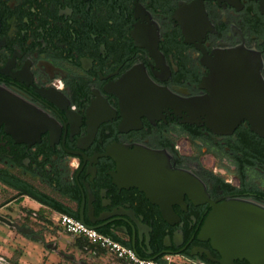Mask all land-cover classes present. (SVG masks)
<instances>
[{
  "label": "flooded vegetation",
  "instance_id": "obj_1",
  "mask_svg": "<svg viewBox=\"0 0 264 264\" xmlns=\"http://www.w3.org/2000/svg\"><path fill=\"white\" fill-rule=\"evenodd\" d=\"M196 5L0 0L1 228L43 244L29 221L52 228L59 205L141 257L219 264L198 239L210 215L218 230L234 214L264 222V136L237 119L245 81L215 64L252 53L264 83V16L254 0ZM27 109L44 119L38 136L18 112L7 118ZM188 175L197 205L182 189ZM11 254L0 249V264H22Z\"/></svg>",
  "mask_w": 264,
  "mask_h": 264
},
{
  "label": "water",
  "instance_id": "obj_2",
  "mask_svg": "<svg viewBox=\"0 0 264 264\" xmlns=\"http://www.w3.org/2000/svg\"><path fill=\"white\" fill-rule=\"evenodd\" d=\"M205 0H196L199 10L202 11V2ZM218 2H229L231 0H214ZM237 1V0H236ZM259 4V12L264 16V0H254ZM223 59L215 64L217 66H229L230 72L236 75L240 74L239 81H245L246 88V103L240 110L236 107L235 113L237 119L249 120L251 129L259 136H264V83L259 76L260 63L257 57L252 53H247L243 50L237 49L227 53L219 54ZM248 75H245L247 74ZM17 112L22 115L25 120V125L28 129L39 128L38 136L42 133V119L31 110L14 111L10 110L7 113L8 120L15 122L17 119ZM182 189L186 192L189 200L194 204L202 203L199 196L200 185L196 179L188 175L183 177ZM163 221L168 226H174L175 215L171 209H159ZM229 223L226 227L218 230L215 226V219L210 215L202 226L199 234V240H210L211 246L220 255L219 264H234L235 261H246L249 264H264V222L251 221L246 215H231ZM4 221L3 219H0ZM78 222L84 226L97 230V227H90L84 221L82 216L77 218ZM30 233V230L24 232ZM47 249L55 250V246L48 245ZM136 253V252H135ZM137 254V253H136ZM145 257L148 259L156 260L157 257L149 258V253L145 252ZM83 264V263H81Z\"/></svg>",
  "mask_w": 264,
  "mask_h": 264
},
{
  "label": "rangeland",
  "instance_id": "obj_3",
  "mask_svg": "<svg viewBox=\"0 0 264 264\" xmlns=\"http://www.w3.org/2000/svg\"><path fill=\"white\" fill-rule=\"evenodd\" d=\"M26 210H36V204L27 201ZM32 229L41 232L44 243L32 244L31 241H25L15 233H9L7 229L0 227V249L12 251L11 259L18 261V258L25 256L30 264H126L116 260L108 254H98L88 250H78L73 246V241L59 232L57 229L45 226L44 224L29 221ZM44 244H53L57 246V251L62 252L69 258L57 255L55 252L49 251ZM19 246V248H17ZM17 248V249H15ZM22 254V255H21ZM178 264H185L175 259Z\"/></svg>",
  "mask_w": 264,
  "mask_h": 264
},
{
  "label": "built area",
  "instance_id": "obj_4",
  "mask_svg": "<svg viewBox=\"0 0 264 264\" xmlns=\"http://www.w3.org/2000/svg\"><path fill=\"white\" fill-rule=\"evenodd\" d=\"M58 226L67 235L80 237L84 239L90 246L96 248L106 254L112 256L118 261L126 264H174L171 257L167 256L161 260H152L141 257L131 248L122 246L119 242L114 241L110 237L99 233L97 230L90 229L77 219L60 214L58 217Z\"/></svg>",
  "mask_w": 264,
  "mask_h": 264
},
{
  "label": "crops",
  "instance_id": "obj_5",
  "mask_svg": "<svg viewBox=\"0 0 264 264\" xmlns=\"http://www.w3.org/2000/svg\"><path fill=\"white\" fill-rule=\"evenodd\" d=\"M55 220H57V215L55 216V219L53 220H50L51 221V226L52 228L54 229H57L59 232H61L62 234H64L65 236H67L68 238H70L72 241H73V245L75 247V244L81 246V249L83 250H88V251H91V252H95V253H98V254H105V252H102L96 248H93L92 246H90L84 239L80 238V237H74V236H70V235H67L65 234L64 232H62V230L59 228L58 226V223H55ZM117 238V237H116ZM119 239V238H118ZM120 241H122L121 239H119ZM124 242V241H122ZM126 243V242H124ZM127 244V243H126ZM78 247V246H77ZM77 249V248H76ZM82 251V250H80ZM20 263L22 264H30L26 259H25V256H22L20 257L19 259ZM174 264H178L176 263L175 261H173Z\"/></svg>",
  "mask_w": 264,
  "mask_h": 264
},
{
  "label": "trees",
  "instance_id": "obj_6",
  "mask_svg": "<svg viewBox=\"0 0 264 264\" xmlns=\"http://www.w3.org/2000/svg\"><path fill=\"white\" fill-rule=\"evenodd\" d=\"M56 206L59 208V210L63 211L64 214L69 215V216L75 218L74 215L71 214L69 211L63 209V208H62L61 206H59V205H56ZM98 232H99V233H102L103 235H106V236L110 237L111 239H113V240L116 241V242H119L122 246L127 247V248H130V246H129L128 244H126V243L120 241L118 238H116L115 236H113V235H112L111 233H109L108 231L98 230ZM77 246H78V247H77ZM75 248H77L78 250H83V249H81V246H79V245H77V244H75ZM157 260L159 261V259H157Z\"/></svg>",
  "mask_w": 264,
  "mask_h": 264
},
{
  "label": "bare ground",
  "instance_id": "obj_7",
  "mask_svg": "<svg viewBox=\"0 0 264 264\" xmlns=\"http://www.w3.org/2000/svg\"><path fill=\"white\" fill-rule=\"evenodd\" d=\"M190 102V101H189ZM189 105V104H188ZM42 127H41V129H44V119H43V122H42ZM37 133H39V128H37ZM35 135V134H34ZM232 208L234 207L233 205L231 206Z\"/></svg>",
  "mask_w": 264,
  "mask_h": 264
}]
</instances>
